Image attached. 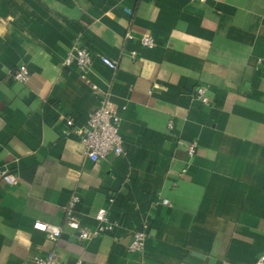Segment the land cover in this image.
I'll use <instances>...</instances> for the list:
<instances>
[{"label": "crops", "instance_id": "0c3cea01", "mask_svg": "<svg viewBox=\"0 0 264 264\" xmlns=\"http://www.w3.org/2000/svg\"><path fill=\"white\" fill-rule=\"evenodd\" d=\"M76 42L93 55L84 76L63 64ZM20 64L24 83L12 79ZM104 95L123 151L91 161L62 116L82 126ZM0 167L16 177L0 180V264L47 251L58 264H253L264 251V0H0ZM72 194L82 225L99 211L117 225L79 240ZM137 230L145 247L129 252Z\"/></svg>", "mask_w": 264, "mask_h": 264}, {"label": "built area", "instance_id": "2783aa9c", "mask_svg": "<svg viewBox=\"0 0 264 264\" xmlns=\"http://www.w3.org/2000/svg\"><path fill=\"white\" fill-rule=\"evenodd\" d=\"M126 11L129 12L128 9ZM126 37L132 38V35L127 34ZM138 41L145 48H152L155 45V40L150 33H143L138 38ZM129 56L131 58L135 57L136 52L131 50ZM92 57V52L85 45L76 42L67 52L63 64H75L84 76L90 68ZM98 57L108 68L115 69V60L100 54ZM29 77L30 70L26 64H20L12 73V79L20 83L26 82ZM91 88L94 91L98 90L94 84H91ZM195 98L204 106L211 104L210 99L205 95V87L203 86L197 88ZM119 120V116L113 109L108 96L104 95L100 98L97 107L89 113L86 122L82 126H76L71 117L63 115L61 132L63 134L70 132L76 133L82 145L83 154L91 161H98L109 154L118 155L123 151V138L119 131ZM168 126L171 128V123H168ZM195 146V142L189 143L186 146V151L189 156L194 154ZM0 180L11 185L15 183L16 177L6 167H0ZM112 200L110 198V201ZM79 201V195L72 194L66 206L67 218L76 227V236L79 240L97 237L104 232L111 231L117 225V221L110 219L105 211L96 213L95 218L97 224L93 228L82 225L74 215L75 207ZM161 203L169 205V200L162 198ZM33 227L45 233L49 239L54 241L61 234V228L59 226L44 221H35ZM146 236L144 231H134L127 244V250L129 252L142 251L145 247ZM30 264H58V260L54 251H47L43 254L33 256ZM253 264H264V251L257 257Z\"/></svg>", "mask_w": 264, "mask_h": 264}]
</instances>
